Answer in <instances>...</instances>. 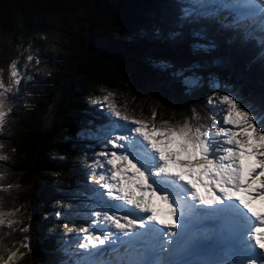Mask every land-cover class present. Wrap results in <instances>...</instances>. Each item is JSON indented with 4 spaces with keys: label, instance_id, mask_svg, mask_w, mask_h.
<instances>
[{
    "label": "trees",
    "instance_id": "trees-1",
    "mask_svg": "<svg viewBox=\"0 0 264 264\" xmlns=\"http://www.w3.org/2000/svg\"><path fill=\"white\" fill-rule=\"evenodd\" d=\"M248 22L208 0H0L3 79L13 60L23 76L0 129V256L83 264L71 246L96 210L91 151L115 122L107 92L137 119L153 122L156 112L154 123L175 125L195 111L192 122L213 131L221 113L207 101L216 93L235 90L259 106L264 25ZM190 76L198 83L187 85Z\"/></svg>",
    "mask_w": 264,
    "mask_h": 264
},
{
    "label": "snow or ice",
    "instance_id": "snow-or-ice-1",
    "mask_svg": "<svg viewBox=\"0 0 264 264\" xmlns=\"http://www.w3.org/2000/svg\"><path fill=\"white\" fill-rule=\"evenodd\" d=\"M243 6H258L264 12V0H243ZM260 42L264 46V35ZM33 59L28 56L29 61ZM3 71L0 69V129L12 112L6 105L7 94L18 91L23 78L15 60L9 65L7 85ZM185 83L192 86L197 81L186 79ZM103 102L115 118L102 140L103 147L111 150L95 154L90 178L103 189L97 190L99 196L114 203L106 210L90 212L95 217L90 226L76 229L85 234L84 242L76 245L82 254H101L105 246L119 242L132 250L129 256L136 258L134 264H143L146 259L138 257L169 252L175 238L192 222L189 217L203 219L207 215L204 210L210 209L228 234L227 248L234 258L227 264H264V213L252 208L253 201L264 199V181L255 188L252 179L264 176V98L257 106L235 90L209 97L208 104L221 113L218 119L213 118L215 131L213 125L193 123L201 119L195 111L182 123L157 125L156 112L152 113L153 122L130 116L112 92L103 96ZM221 123L226 127L219 126ZM7 159L0 155V160ZM157 199L167 206L166 211L158 209ZM126 207L127 213L121 214ZM162 212L171 219L159 218ZM5 222V214L0 212V226ZM136 241L143 244L138 248ZM17 251L6 260L0 256V264H13ZM93 264H129V259L117 257Z\"/></svg>",
    "mask_w": 264,
    "mask_h": 264
},
{
    "label": "rangeland",
    "instance_id": "rangeland-1",
    "mask_svg": "<svg viewBox=\"0 0 264 264\" xmlns=\"http://www.w3.org/2000/svg\"><path fill=\"white\" fill-rule=\"evenodd\" d=\"M209 3L211 4H217L218 2H222V5H224V9H230L233 12H238L242 17H253V24L257 22V20L259 21V19H263L264 20V12H262L258 6L256 7H246L243 6V0H208ZM226 4V6H225ZM229 4V5H227ZM186 79H193L196 80L198 83V78L194 77V76H190L187 77ZM185 79V80H186ZM196 83V84H197ZM211 83L213 84L214 87H219V82L216 81V79H213L211 81ZM7 85V84H6ZM195 85V84H194ZM222 126H225L222 124ZM226 127V126H225ZM97 150L95 151H91V153L93 155H95L96 153L100 152V151H109L111 150V148H104L101 150L98 146L96 147ZM92 158L94 159V156H92ZM96 158V156H95ZM256 159H260V157H257ZM98 172L104 171L103 169H97ZM261 171V169L257 168V173H259ZM255 182L253 185H260L261 181H264V176H261L259 179H255V176L252 178ZM251 181V180H250ZM252 182V181H251ZM97 189L100 191H103V189L100 188L99 185H97ZM93 201L95 202L94 204H92L91 206L96 208V210H106L112 203H114V201H109L107 199V197L105 196L104 198H101L99 196V194L97 193L96 198L93 199ZM161 202L162 204H164L162 201L160 200H156V202ZM256 201L259 202V206H261L264 210V199H257ZM160 204V208H166V205H162ZM157 206V204H156ZM158 207V209H160ZM127 210H123L121 214H126ZM162 219V214L159 217ZM191 217H189L190 219ZM95 219L94 216H90L88 218V221L85 223H80L79 226H77L76 228H81V227H87L90 226V221ZM114 231V229H113ZM84 233H79L78 232V236L80 238L84 237ZM113 239H115V237H113ZM121 239H125V238H121ZM84 242V241H82ZM119 243V242H118ZM115 248L116 251L113 252L112 249ZM71 252L74 253V255L77 257V261L76 263L80 260H86L88 261V264H93L94 261H109V260H115L117 259V257L121 258V259H129V264H134L136 258L135 257H130L129 253L132 252L131 249H128L127 246L125 245L122 248H119L117 244L111 245V246H105L104 251L101 254H96L94 251V254L92 256H88L86 254H82L83 250H80L76 247V245L71 246ZM173 254V253H172ZM132 255L134 256L135 254L132 253ZM171 255H169V252H165L162 254H157L155 257H150V256H141L138 257L139 259H146L145 262H143V264H157V261H159V264H204L202 262H197V261H187L185 259H180L178 261H170V263H168V257H170ZM174 257V254H173ZM176 258L174 257L173 259L170 260H175ZM174 262V263H173ZM224 256H219V258H215V259H211V261L209 262V264H222L224 263Z\"/></svg>",
    "mask_w": 264,
    "mask_h": 264
},
{
    "label": "bare ground",
    "instance_id": "bare-ground-1",
    "mask_svg": "<svg viewBox=\"0 0 264 264\" xmlns=\"http://www.w3.org/2000/svg\"><path fill=\"white\" fill-rule=\"evenodd\" d=\"M201 192L204 191V189H200ZM157 204V207L160 208V204H162L161 202H156ZM162 205H165V204H162ZM161 210H165L166 211V208L164 207L163 209L160 208ZM124 210H127V207L124 209ZM162 219H165V220H170L171 218L169 216H166V215H163V212H162ZM190 220H192V222L190 223V225H188V228L187 230H182L181 233H187L186 236H184L183 238L185 239V244L182 245L181 247H177V248H174V251H173V254H174V257L176 258L175 260H170L168 258V263H170V261H178L180 259H185L187 261H189L188 259V250L190 249V247H192V245L195 243V244H199V243H202V242H205L206 241V238H207V235L206 236H198L199 235V232L196 233L198 231V229H195L196 226H198L199 229H204V227L202 226V224L192 218H190ZM156 227H161L160 225H156ZM194 244V245H195ZM157 254L159 253H153L150 255V257H155ZM172 254V256H173ZM220 254L219 253H213L211 254V256H209V258H205L204 260H197V262H202L204 264H209V262L211 261V259H217L219 258ZM173 257V258H174ZM172 258V259H173ZM225 260V263L224 264H227V261L228 259H224ZM174 263V262H173Z\"/></svg>",
    "mask_w": 264,
    "mask_h": 264
},
{
    "label": "water",
    "instance_id": "water-1",
    "mask_svg": "<svg viewBox=\"0 0 264 264\" xmlns=\"http://www.w3.org/2000/svg\"><path fill=\"white\" fill-rule=\"evenodd\" d=\"M206 255H207V250L205 245L197 246L190 251V256H192L193 258L200 259V258H204Z\"/></svg>",
    "mask_w": 264,
    "mask_h": 264
}]
</instances>
